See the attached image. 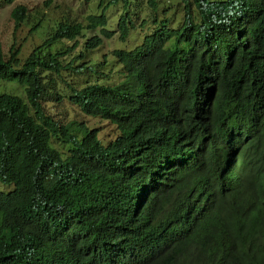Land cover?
Returning <instances> with one entry per match:
<instances>
[{"label": "trees", "instance_id": "obj_1", "mask_svg": "<svg viewBox=\"0 0 264 264\" xmlns=\"http://www.w3.org/2000/svg\"><path fill=\"white\" fill-rule=\"evenodd\" d=\"M80 1L90 8L82 20L30 18L21 3L9 12L14 29L32 19L28 31L40 39L22 60L19 45L11 43L6 57L0 48V81L22 88L0 92V182L10 185L0 191V264H33L43 253L59 264L61 250L75 253L68 264H264V0ZM119 5L111 22L108 9ZM140 10L138 26L147 17L152 26L138 43L114 47L109 59L77 62L82 51L64 58L77 37L84 49L116 31L125 41ZM100 65L120 79L105 85L85 77L58 89L63 70ZM63 96L121 133L102 144L95 128L60 123L43 102ZM152 103L202 146L203 157L185 165L197 168L191 179L200 197L189 208L182 191L142 200L138 236L156 231L163 247L135 263L112 251L105 219L127 213L129 192L145 183L136 177L173 150L168 128L139 122ZM184 169L172 164L167 178L180 183ZM109 191L110 199L100 195Z\"/></svg>", "mask_w": 264, "mask_h": 264}, {"label": "clouds", "instance_id": "obj_2", "mask_svg": "<svg viewBox=\"0 0 264 264\" xmlns=\"http://www.w3.org/2000/svg\"><path fill=\"white\" fill-rule=\"evenodd\" d=\"M100 44H98L97 46H99ZM99 67H101V65L96 66L93 69L97 71ZM88 71L90 70H83L81 73L73 71L72 72L80 75V81H82L86 77L90 83L113 85L114 81H112L111 79H120L119 74V78L115 79L111 78L107 74L98 76L96 72L89 73ZM80 81H77L75 83H79ZM82 113L84 115H88L84 112ZM95 117L101 118L99 116ZM104 120L112 124L114 129L116 130L113 138L117 136L118 133H121V130L114 123L110 122L106 118ZM71 121L74 124L82 123L84 125V123L80 121ZM139 122L141 125L147 127L158 128L160 126H164L165 128H168L170 130V139L173 142V150L166 155H161L158 160L163 161L158 166H156V161L151 172H149V170L147 169H143L142 178L140 177V175L139 177H136V179H139L141 182L145 181V183H143L142 185L137 184L134 190H131L129 192L128 200L126 203L127 213L122 212L123 216L121 214L111 215V212L108 214L107 218L105 219L107 230L104 232L105 236L109 238V245L114 253H116L118 256L124 253L131 261L135 263H144L149 262L152 255H154L155 252L159 251L163 247V236H160V234L156 231L151 232V234L147 237L138 236L140 232L141 216L144 207L140 205L142 200L146 198L147 204L153 203L165 189L173 193L182 191L184 192L183 204L188 202L187 208L191 207L200 197L199 190L192 184L193 180L196 177L191 179L195 174L197 168L193 167L186 169L185 165L192 164L195 161L200 160L204 155V151L199 142L193 140L188 134L184 133L182 129L176 126L174 117L172 115L167 114L154 103L146 104L141 109ZM95 131L96 137L102 144H105L106 142L113 139L111 138L103 142L98 137L96 128ZM172 164L175 165V167L180 166L183 169L185 168L181 173L182 180L180 181V183H176L167 178V175L171 173ZM165 182L171 183V186L166 187ZM0 191L7 192L9 191V189H7L6 191L0 189ZM113 194L114 193L112 191L100 193L101 196L106 195L109 199L110 195L113 196ZM115 225L119 229L122 225V228L120 232L114 234L112 231L114 230L113 226ZM132 228L135 230H133ZM50 256L51 255H49V257ZM60 256L61 259L59 264H68L70 263V258H73L75 256V253L68 250H61ZM49 257L43 253L42 255L35 258L33 264H54V262L52 263ZM71 264H74V261H72Z\"/></svg>", "mask_w": 264, "mask_h": 264}, {"label": "rangeland", "instance_id": "obj_3", "mask_svg": "<svg viewBox=\"0 0 264 264\" xmlns=\"http://www.w3.org/2000/svg\"><path fill=\"white\" fill-rule=\"evenodd\" d=\"M171 2L172 1L170 0L166 3ZM18 3H21L26 7L30 18L36 17L40 13H42L44 16L41 19L47 22H53L61 19L62 16L66 15V13L68 15H76L78 19L82 20L85 16V13H87V10L90 9L85 3L84 6V4L81 3L80 0H52V5L48 8L43 6V0H13L12 2L7 4L0 3V48L2 50V54L4 57H6L8 55L9 46L11 45V43H13V45H19L18 58L20 60L24 58V56L28 53L33 45L39 42L40 34H31L28 31L32 19L24 20L15 29L13 28V19L11 18L9 12L10 9ZM108 10V13L114 14L113 19L111 20V22H114V18L117 16L118 11L120 10V5L116 8L111 7ZM170 11L171 8H169L166 13L168 14ZM143 12V10H140V13L138 15L136 14V16L134 14H129L133 19L135 29H130V33L126 37L124 42L118 38V31H116L109 38H102V42L99 46L84 49L82 46L84 37H77L75 46L69 53L64 55V58L68 60L76 55V53H78L79 51H82V57L78 59L77 62L83 61L87 57H89L88 60H100L103 53L105 55V58L109 59L110 50L114 47H122L123 45L124 48H129L135 43H138L140 40L141 32H148L149 27L152 26V24L149 22V17L145 18L146 20L141 28L140 26H138V24L140 23V19L144 16ZM160 16H162V14L158 15V17ZM90 34H93V31L86 32L85 36H88ZM71 42L72 41H67L66 43L70 45ZM88 72H96L98 76L107 74L111 78H119L115 70L112 68H109L108 70L107 66L99 67L97 71L93 69ZM61 74L63 80L57 82V87L58 89H60V91L66 92L68 90L64 81L71 83V85L77 81H80V75L73 73L69 69L63 70ZM2 91H8L17 95L22 94V88L14 80H1L0 92ZM43 105L45 106L46 111L60 123H67L68 121L73 120L83 122L87 127H95L98 137L103 142L113 138L116 132L113 125L105 121L104 119L95 116L84 115L76 105L72 104L68 100V98H66V96H63V98L57 102L44 101ZM9 188L10 185H5L0 182L1 190L6 191Z\"/></svg>", "mask_w": 264, "mask_h": 264}]
</instances>
